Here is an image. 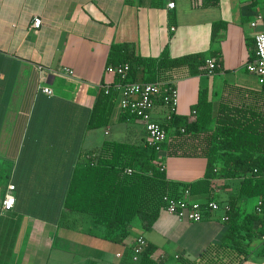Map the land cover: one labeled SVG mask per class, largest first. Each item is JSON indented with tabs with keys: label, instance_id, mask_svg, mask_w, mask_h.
Here are the masks:
<instances>
[{
	"label": "crops",
	"instance_id": "0c3cea01",
	"mask_svg": "<svg viewBox=\"0 0 264 264\" xmlns=\"http://www.w3.org/2000/svg\"><path fill=\"white\" fill-rule=\"evenodd\" d=\"M168 1L0 0V176H7L1 186L0 264H137L131 246L141 235L156 245L153 258L161 264H194L213 250L224 255L223 261L264 264V198L241 194L247 175L219 171L211 193L190 196L201 202L213 197L229 208L237 202L241 223L262 206L253 223L257 235L243 239L246 253L232 250L225 240L230 228L222 219L225 209L191 222L160 208L151 229L136 218L122 237L64 205L75 168L105 141H147L144 123L121 109L116 89L109 122L89 128L102 86L119 79L106 71L113 43H129L145 57L157 58L168 49L173 57L202 52L206 60H218L212 74L207 65L195 73L187 67L174 71L177 106L157 104L153 111L164 124L172 113L192 117L202 89L216 109L226 85L260 87L246 64L255 57V34L264 31V0H175L174 8ZM258 13L263 19L253 27ZM37 16L43 25L35 30L31 24ZM216 22L223 25L214 36ZM160 159L171 181L206 176L204 155L163 150ZM9 184L16 186V202L3 210Z\"/></svg>",
	"mask_w": 264,
	"mask_h": 264
},
{
	"label": "trees",
	"instance_id": "16d2710c",
	"mask_svg": "<svg viewBox=\"0 0 264 264\" xmlns=\"http://www.w3.org/2000/svg\"><path fill=\"white\" fill-rule=\"evenodd\" d=\"M211 1L215 4L218 2ZM221 25V22L214 23V36ZM213 55L221 56L219 52ZM122 63L130 65L128 78L132 81L162 80L172 83L177 77L174 74L176 69L187 67L190 73H195L207 65V60L202 52L173 57L168 49L157 58L145 57L138 54L129 43L115 42L109 52L108 64ZM113 101L114 89L108 94L102 87L89 128L109 122ZM156 103L164 104L163 98L157 97ZM193 109L196 114L192 117L172 113L169 122L164 124L168 138L161 144V151L206 156L208 168L203 179L191 182L169 180L160 163L161 151L148 141L140 144L105 141L101 148L91 153L85 164L75 168L65 207L90 214L110 234L120 232L125 237L129 233L128 226L136 218L142 221L147 230L152 228L165 193L180 195L186 189L191 194L211 193L213 180L219 171L231 176L247 175L241 182V194L263 199L264 84L258 88L226 85V93L216 109L209 91L202 89ZM228 215L230 228L225 240L232 244V250L246 253L242 242L246 237L257 235L253 223L259 219L258 211L246 215L241 223L238 204L232 202ZM261 224L260 233H264V220ZM156 249L155 244L147 243L137 264H161L153 258ZM204 260L194 264H208Z\"/></svg>",
	"mask_w": 264,
	"mask_h": 264
},
{
	"label": "built area",
	"instance_id": "2783aa9c",
	"mask_svg": "<svg viewBox=\"0 0 264 264\" xmlns=\"http://www.w3.org/2000/svg\"><path fill=\"white\" fill-rule=\"evenodd\" d=\"M169 8L176 6L175 0H169L167 3ZM263 19V15L258 13L256 18L251 22L253 27L258 25V22ZM43 25V19L39 16L35 17L31 27L38 30ZM208 73L212 74L216 72V68L219 67L214 58L207 59ZM130 65L128 63H122L119 65H108L106 71L115 74L119 79L115 84H105L102 87L105 88V93H110L112 89H116L121 93L120 106L121 109L130 115L139 118L145 126L147 133V141L150 145L156 146L161 151V144L168 138V131L164 123L160 122L154 116V109L157 105V97H162L164 104L172 107L173 109L178 103V90L176 86L168 81L158 80L155 82L145 81H132L128 78V71ZM246 70L255 75L260 84H264V31H259L255 34V57L250 59L246 64ZM68 74H73L74 70L67 69ZM43 91L49 95L53 94V89L50 86H44ZM193 114H196L194 110ZM131 172V169H129ZM16 186L9 184L2 200V209L11 210L16 202V196L14 190ZM191 193L189 189L184 190L183 194L172 195L169 192L162 196L160 208L165 209L169 213L176 215L178 218L188 220L191 222L202 221L206 217H215V213L221 209H225V214L222 217L223 220L228 221V206H223L220 202L213 197L206 201H196L190 198ZM257 211L262 212V206H258ZM264 241V233L261 235ZM147 239L144 236H139L131 246V258L134 261H138L143 253ZM121 256V253H118ZM208 257V258H207ZM224 255L213 250L206 257L204 261L208 264H240L237 262L223 261ZM202 262L198 260L197 262Z\"/></svg>",
	"mask_w": 264,
	"mask_h": 264
},
{
	"label": "rangeland",
	"instance_id": "374dc122",
	"mask_svg": "<svg viewBox=\"0 0 264 264\" xmlns=\"http://www.w3.org/2000/svg\"><path fill=\"white\" fill-rule=\"evenodd\" d=\"M103 132H104V130H103ZM6 179H7V176H6L5 172H1V176H0V199L3 196V190L1 188V186H3V184L7 182ZM136 220H138V219H136Z\"/></svg>",
	"mask_w": 264,
	"mask_h": 264
}]
</instances>
